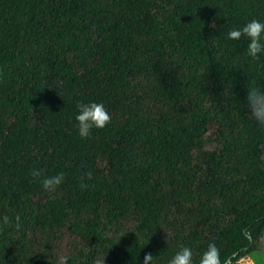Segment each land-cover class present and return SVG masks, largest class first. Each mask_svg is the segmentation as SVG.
<instances>
[{
    "label": "trees",
    "instance_id": "trees-1",
    "mask_svg": "<svg viewBox=\"0 0 264 264\" xmlns=\"http://www.w3.org/2000/svg\"><path fill=\"white\" fill-rule=\"evenodd\" d=\"M254 18L264 0H0V264H56L66 232L83 246L67 264L146 252L167 264L184 246L198 264L213 242L222 264L257 251L264 126L245 97L264 89V53L226 35ZM91 102L111 122L82 139L77 106ZM210 122L222 149L201 180L191 150ZM34 168L65 173L54 198Z\"/></svg>",
    "mask_w": 264,
    "mask_h": 264
},
{
    "label": "clouds",
    "instance_id": "clouds-1",
    "mask_svg": "<svg viewBox=\"0 0 264 264\" xmlns=\"http://www.w3.org/2000/svg\"><path fill=\"white\" fill-rule=\"evenodd\" d=\"M229 40H239L241 37L248 39L247 56L253 60L259 59L261 53H264V22L258 19H252L242 27L231 29L227 32ZM246 107L250 118L256 121L260 126H264V89L255 85L247 89L245 97ZM78 114L75 116L78 134L82 139L90 136L93 129H103L111 122V115L103 104L97 102L80 103L77 106ZM33 181L38 182L42 190L50 194V198H54L56 190L64 183L65 173L59 172L54 175H47L42 168H34L30 172ZM92 173L89 171L86 175H81L79 187L83 191L91 185L87 181L92 180ZM14 222L15 227H21V217L16 215L10 218L8 215L2 217L3 226H9ZM56 264H67V257L59 255ZM95 264H104V258L95 261ZM141 264H153V254L146 252ZM167 264H194L193 252L189 247H181L167 261ZM198 264H222L220 257V249L217 245L209 243L207 249L201 254ZM236 264H257V260L253 255L241 257Z\"/></svg>",
    "mask_w": 264,
    "mask_h": 264
},
{
    "label": "rangeland",
    "instance_id": "rangeland-1",
    "mask_svg": "<svg viewBox=\"0 0 264 264\" xmlns=\"http://www.w3.org/2000/svg\"><path fill=\"white\" fill-rule=\"evenodd\" d=\"M216 20L209 19L207 26L213 27ZM222 149V138L217 130L216 125L213 122L208 123L204 134L199 138V142L196 143L191 150V154L194 158L199 160L204 166L203 170L200 172L199 177L201 180H205L210 176V171L215 162L220 159V151ZM256 156L258 163L264 165V143L257 149ZM256 194H264V189L259 190ZM185 224H182L178 233L175 235L177 237L182 234L185 229ZM218 227L216 225H209L205 227L202 231V237H207L212 234L214 230ZM55 249L59 255H65L70 251H77L80 253L83 251V246L69 233H64L59 237V240L55 241ZM250 255L255 256L257 264H264V237L261 241L259 249ZM104 264H119L114 259H105Z\"/></svg>",
    "mask_w": 264,
    "mask_h": 264
}]
</instances>
